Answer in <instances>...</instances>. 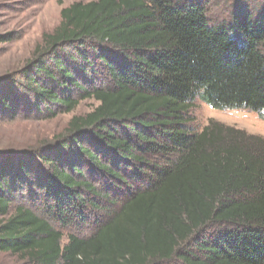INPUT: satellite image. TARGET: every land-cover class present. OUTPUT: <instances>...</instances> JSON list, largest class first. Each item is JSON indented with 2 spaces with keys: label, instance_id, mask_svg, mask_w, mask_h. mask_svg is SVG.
<instances>
[{
  "label": "trees",
  "instance_id": "obj_1",
  "mask_svg": "<svg viewBox=\"0 0 264 264\" xmlns=\"http://www.w3.org/2000/svg\"><path fill=\"white\" fill-rule=\"evenodd\" d=\"M93 0L62 9L0 79V123L52 119L50 143L0 152V253L26 264H264V138L198 102L264 118V0ZM250 1V2H251ZM10 40V39H9ZM91 225L85 235L61 229Z\"/></svg>",
  "mask_w": 264,
  "mask_h": 264
},
{
  "label": "rangeland",
  "instance_id": "obj_2",
  "mask_svg": "<svg viewBox=\"0 0 264 264\" xmlns=\"http://www.w3.org/2000/svg\"><path fill=\"white\" fill-rule=\"evenodd\" d=\"M93 0H0V79L12 78L32 58L36 45L44 34L52 33L61 19V10L73 3H89ZM248 0V5L252 3ZM229 0H210L211 17L228 19ZM10 39V40H9ZM99 105L92 100L82 101L71 113H60L52 119L26 117L0 123V152H21L50 143L61 134L74 116L84 117ZM192 111V129L199 132L209 121L220 122L239 129L249 135L264 138V118L246 110H213L198 102ZM17 204H14V206ZM13 206V208H14ZM13 208L5 216L0 215V224L13 213ZM91 225L70 226L61 229L66 243L68 234L85 235ZM0 264H26L20 255L0 253Z\"/></svg>",
  "mask_w": 264,
  "mask_h": 264
}]
</instances>
